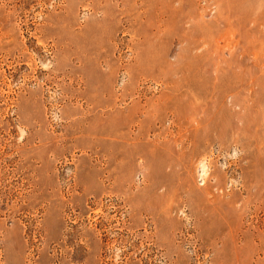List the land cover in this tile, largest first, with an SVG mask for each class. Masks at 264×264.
Segmentation results:
<instances>
[{"label":"rangeland","instance_id":"rangeland-1","mask_svg":"<svg viewBox=\"0 0 264 264\" xmlns=\"http://www.w3.org/2000/svg\"><path fill=\"white\" fill-rule=\"evenodd\" d=\"M0 264H264V0H0Z\"/></svg>","mask_w":264,"mask_h":264}]
</instances>
